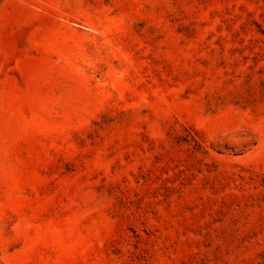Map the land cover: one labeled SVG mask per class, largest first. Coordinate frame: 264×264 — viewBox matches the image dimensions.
Instances as JSON below:
<instances>
[{
	"label": "rangeland",
	"instance_id": "rangeland-1",
	"mask_svg": "<svg viewBox=\"0 0 264 264\" xmlns=\"http://www.w3.org/2000/svg\"><path fill=\"white\" fill-rule=\"evenodd\" d=\"M0 264H264V0H0Z\"/></svg>",
	"mask_w": 264,
	"mask_h": 264
}]
</instances>
